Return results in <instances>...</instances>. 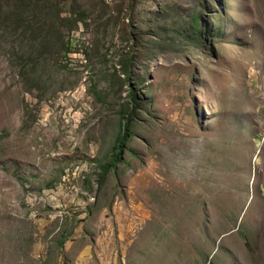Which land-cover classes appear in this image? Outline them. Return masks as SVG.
<instances>
[{
    "label": "rangeland",
    "instance_id": "374dc122",
    "mask_svg": "<svg viewBox=\"0 0 264 264\" xmlns=\"http://www.w3.org/2000/svg\"><path fill=\"white\" fill-rule=\"evenodd\" d=\"M0 264H264V0H0Z\"/></svg>",
    "mask_w": 264,
    "mask_h": 264
},
{
    "label": "trees",
    "instance_id": "16d2710c",
    "mask_svg": "<svg viewBox=\"0 0 264 264\" xmlns=\"http://www.w3.org/2000/svg\"><path fill=\"white\" fill-rule=\"evenodd\" d=\"M128 129H129L128 122H125L123 124L121 137L118 140L117 145H116V149L119 150V152L121 151V149L123 147L124 141L127 140ZM119 160H120V154L115 155V158H114V161L113 162H119Z\"/></svg>",
    "mask_w": 264,
    "mask_h": 264
}]
</instances>
